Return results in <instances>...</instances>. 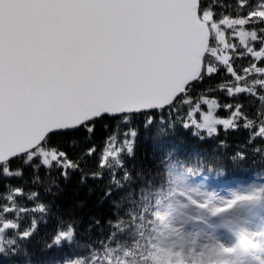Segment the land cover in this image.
I'll list each match as a JSON object with an SVG mask.
<instances>
[{
	"label": "snow or ice",
	"instance_id": "obj_1",
	"mask_svg": "<svg viewBox=\"0 0 264 264\" xmlns=\"http://www.w3.org/2000/svg\"><path fill=\"white\" fill-rule=\"evenodd\" d=\"M235 6L0 0V264H264V0Z\"/></svg>",
	"mask_w": 264,
	"mask_h": 264
},
{
	"label": "trees",
	"instance_id": "obj_2",
	"mask_svg": "<svg viewBox=\"0 0 264 264\" xmlns=\"http://www.w3.org/2000/svg\"><path fill=\"white\" fill-rule=\"evenodd\" d=\"M224 2L231 4L233 11L237 10L235 6V0H224ZM209 86L214 87L215 81H213ZM217 95L220 97L221 102H224L223 94L217 93ZM218 114L223 116L226 115L227 113L226 110L221 109L218 110ZM173 138L176 143L181 144L189 152L200 151L207 158V162L209 164H212L214 166L223 165L228 173L240 174L242 168L257 167V165L253 162L251 156H249V159L245 161L243 165H239V166L234 164L231 160L232 153L236 150L235 146L237 143L243 140L244 133L234 134L232 138L229 140V144L231 145V147L227 150H221L219 152L212 151V146L215 143L214 141H206L202 143L197 139L193 138L190 133H188L183 129L179 130L178 133ZM143 146H147V145H143ZM13 183H19V181H13ZM84 197H85V192L80 190L76 186V182L73 181L72 184H70L67 187L63 199L71 202L72 200L83 199ZM89 199L92 200L93 202L95 201V197H90ZM45 230L46 229H44L43 226H41V234H43Z\"/></svg>",
	"mask_w": 264,
	"mask_h": 264
}]
</instances>
